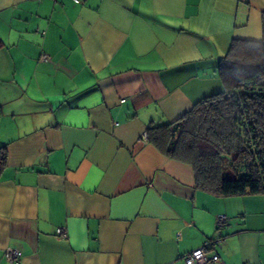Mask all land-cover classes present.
<instances>
[{
	"label": "crops",
	"instance_id": "crops-1",
	"mask_svg": "<svg viewBox=\"0 0 264 264\" xmlns=\"http://www.w3.org/2000/svg\"><path fill=\"white\" fill-rule=\"evenodd\" d=\"M262 33L264 0H0V264H183L218 233L211 264H264V194L204 192L143 137Z\"/></svg>",
	"mask_w": 264,
	"mask_h": 264
},
{
	"label": "trees",
	"instance_id": "trees-1",
	"mask_svg": "<svg viewBox=\"0 0 264 264\" xmlns=\"http://www.w3.org/2000/svg\"><path fill=\"white\" fill-rule=\"evenodd\" d=\"M221 89L171 122L149 123L146 139L191 166L195 187L216 195L264 194V33L232 39L217 62ZM7 149L0 146V175Z\"/></svg>",
	"mask_w": 264,
	"mask_h": 264
},
{
	"label": "built area",
	"instance_id": "built-area-1",
	"mask_svg": "<svg viewBox=\"0 0 264 264\" xmlns=\"http://www.w3.org/2000/svg\"><path fill=\"white\" fill-rule=\"evenodd\" d=\"M55 1V0H54ZM74 3H82L83 0H72ZM41 61H47L48 55L42 53L40 55ZM123 101V100H121ZM143 137H146V133L143 134ZM225 216H220L216 222L217 231H219L225 224ZM57 234L61 237H66V232L62 228L57 229ZM224 240V236L217 234L213 238L207 239L201 246L185 253L181 260L183 264H211L216 262L219 258L216 247ZM22 256V253L18 249L7 248L4 253L5 263L10 264L18 261Z\"/></svg>",
	"mask_w": 264,
	"mask_h": 264
}]
</instances>
